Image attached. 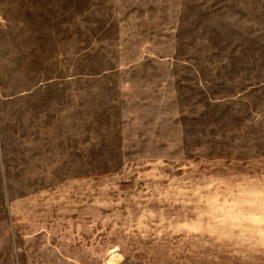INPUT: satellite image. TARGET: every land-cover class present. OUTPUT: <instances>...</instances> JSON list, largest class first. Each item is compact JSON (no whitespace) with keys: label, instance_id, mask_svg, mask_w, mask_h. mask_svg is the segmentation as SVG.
<instances>
[{"label":"rangeland","instance_id":"obj_1","mask_svg":"<svg viewBox=\"0 0 264 264\" xmlns=\"http://www.w3.org/2000/svg\"><path fill=\"white\" fill-rule=\"evenodd\" d=\"M262 182L264 0H0V264H264Z\"/></svg>","mask_w":264,"mask_h":264},{"label":"clouds","instance_id":"obj_2","mask_svg":"<svg viewBox=\"0 0 264 264\" xmlns=\"http://www.w3.org/2000/svg\"><path fill=\"white\" fill-rule=\"evenodd\" d=\"M223 210V228L264 249V182L243 188Z\"/></svg>","mask_w":264,"mask_h":264}]
</instances>
